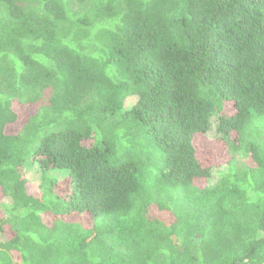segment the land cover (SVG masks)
Returning <instances> with one entry per match:
<instances>
[{"label": "trees", "instance_id": "trees-1", "mask_svg": "<svg viewBox=\"0 0 264 264\" xmlns=\"http://www.w3.org/2000/svg\"><path fill=\"white\" fill-rule=\"evenodd\" d=\"M258 124L264 0H0V264H264Z\"/></svg>", "mask_w": 264, "mask_h": 264}, {"label": "rangeland", "instance_id": "rangeland-1", "mask_svg": "<svg viewBox=\"0 0 264 264\" xmlns=\"http://www.w3.org/2000/svg\"><path fill=\"white\" fill-rule=\"evenodd\" d=\"M134 102H132L131 100H129L127 103H126V105L127 106H130V105H132ZM29 108H28V112H29ZM34 109L32 108V110L31 111H33ZM215 121H216V119H215ZM215 125H216V123L214 124V127H215ZM258 127V128H257ZM256 129H258V130H263L264 131V125H262V124H258V125H256L255 126V128H254V130L253 131H256ZM253 134H255L254 132H253ZM240 159V158H239ZM225 167H226V165H222V166H220L218 169H216L215 170V172H213V174H212V178H211V181H210V183L211 184H213V183H215L216 181H217V179H218V177H219V169L220 170H225ZM26 169H27V176H28V178L32 181V183L36 186V187H38L39 186V184H40V172H39V169H38V166L37 165H35V164H33L32 166L31 165H28L27 167H26ZM7 201V200H6Z\"/></svg>", "mask_w": 264, "mask_h": 264}]
</instances>
